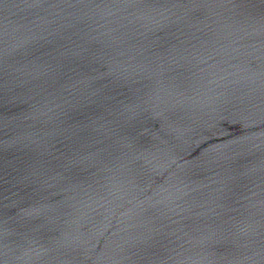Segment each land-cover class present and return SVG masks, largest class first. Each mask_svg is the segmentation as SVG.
<instances>
[{
	"label": "water",
	"instance_id": "water-1",
	"mask_svg": "<svg viewBox=\"0 0 264 264\" xmlns=\"http://www.w3.org/2000/svg\"><path fill=\"white\" fill-rule=\"evenodd\" d=\"M0 264H264V0H0Z\"/></svg>",
	"mask_w": 264,
	"mask_h": 264
}]
</instances>
